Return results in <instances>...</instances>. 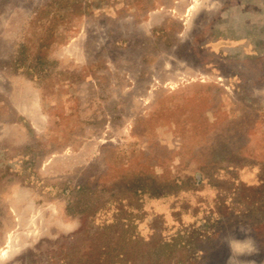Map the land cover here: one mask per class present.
Segmentation results:
<instances>
[{
	"label": "rangeland",
	"instance_id": "rangeland-1",
	"mask_svg": "<svg viewBox=\"0 0 264 264\" xmlns=\"http://www.w3.org/2000/svg\"><path fill=\"white\" fill-rule=\"evenodd\" d=\"M0 264H264V1L0 0Z\"/></svg>",
	"mask_w": 264,
	"mask_h": 264
},
{
	"label": "crops",
	"instance_id": "crops-1",
	"mask_svg": "<svg viewBox=\"0 0 264 264\" xmlns=\"http://www.w3.org/2000/svg\"><path fill=\"white\" fill-rule=\"evenodd\" d=\"M264 1V0H263ZM263 3V2H262Z\"/></svg>",
	"mask_w": 264,
	"mask_h": 264
}]
</instances>
